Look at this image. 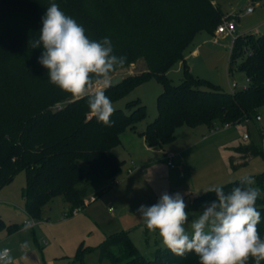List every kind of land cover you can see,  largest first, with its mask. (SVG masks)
I'll return each instance as SVG.
<instances>
[{
  "label": "trees",
  "instance_id": "1",
  "mask_svg": "<svg viewBox=\"0 0 264 264\" xmlns=\"http://www.w3.org/2000/svg\"><path fill=\"white\" fill-rule=\"evenodd\" d=\"M4 1L0 0V14ZM115 1L120 5L116 15H100L92 21L88 15H73V19L86 23L90 32H85L90 39L99 41L108 37L114 53L127 57L123 66L139 57L147 62L144 73L125 77L106 90L112 103L153 76L162 81L163 91L157 99L158 116L140 131L150 146L165 147L175 139L176 128L181 124L213 125L220 120L227 125L259 116L257 110L264 105V34L249 32L236 36L229 71L240 60L239 68L250 80L246 87L228 93L210 81L195 77L184 55L199 31L215 33L223 22L225 14L218 0ZM13 5L24 9L29 3L16 0ZM106 5L105 9L112 6ZM8 22L15 29L36 33L33 40L38 39V30H31L33 25L27 17L14 16ZM3 52L0 49V69H6L0 83V189L17 173L25 171L27 182L23 194L30 215L41 218L45 205L59 195L69 205L70 212L82 209L91 195L105 190L104 184L114 181L123 169L125 161L114 149L121 143L122 133L128 128L135 130L136 123L147 116L146 105L134 99L127 103L126 110L114 108L110 118L114 124L105 126L91 113L88 97L74 98L49 81L48 70L38 63L42 47L26 51L25 47L16 45L9 53ZM31 57L37 62L23 74L16 73L14 61L21 63ZM181 60L185 76L180 84H174L167 71ZM237 149L241 153L239 163L263 153L254 141ZM252 177L261 190L256 201L261 213L257 227L264 237V171ZM239 184L240 179L221 186L230 192ZM214 195L205 192L199 198L212 201ZM4 228L7 224L0 217V230ZM8 230H14V226L9 225ZM100 256L116 264H199L194 253L179 257L167 248L159 250L154 259H147L124 231L104 241ZM245 264H255V258L249 257Z\"/></svg>",
  "mask_w": 264,
  "mask_h": 264
},
{
  "label": "rangeland",
  "instance_id": "2",
  "mask_svg": "<svg viewBox=\"0 0 264 264\" xmlns=\"http://www.w3.org/2000/svg\"><path fill=\"white\" fill-rule=\"evenodd\" d=\"M14 1L2 3L0 49L4 50L3 54L9 53L16 45L25 47L26 51L35 49L32 41L36 33L13 28L8 22L11 17H27L33 25L31 30H38V37L42 17L51 3L59 5L72 18L73 15H88L90 21L97 20L100 15H116L120 7L115 0H27L28 7L23 6L22 9V6L13 5ZM17 1L22 4L24 0ZM218 2L225 14L222 21L228 16L233 18L237 23L236 31L221 35L199 31L184 55L195 77L232 93L247 83V75L239 68L240 60L234 70L229 71L231 47L236 36L242 33L264 34V0ZM106 4L112 6L105 9ZM249 7L255 10L249 12ZM75 20L87 33L90 32L84 21ZM36 62L33 57L21 63L14 61L15 72L23 74ZM147 69L145 58L139 57L114 72L112 79L121 77L122 80L142 74ZM5 70L4 67L0 69V83ZM167 75L174 84H180L185 76L183 61L171 66ZM234 82L238 85L234 86ZM203 87L208 88V84ZM162 91V81L153 76L112 103L114 108L126 110L129 101L140 99L146 105L147 116L136 123V130L128 128L125 134L123 132L121 143L114 149L115 154L125 161L121 172L114 181L104 184L106 189L98 191L94 200L89 197L82 209L70 212L69 205L59 195L45 205L41 218L30 215L26 211L23 194L27 182L25 171L17 173L0 189V217L7 224V228L0 230V250L5 247L11 249L15 264H116L110 258H101V245L111 235L123 231L129 233L147 259H154L156 253L166 247L158 231L149 230L139 217L136 210L141 205L155 204L163 192H179L187 205L186 211L190 213L189 219H192L210 202L199 198L205 190L264 171V105L257 110L260 118L255 115L239 123L224 125L216 120L213 125L181 124L176 128L175 139L165 145V151L150 149L138 132L146 129L158 116L157 99ZM245 134L250 135L248 140ZM251 141L262 147L263 153L246 163H239L241 153L237 147ZM169 160L175 167L168 164ZM28 218L35 222L34 227L22 232ZM9 225L14 226V230L9 231ZM25 241L30 244L26 249L21 247Z\"/></svg>",
  "mask_w": 264,
  "mask_h": 264
},
{
  "label": "clouds",
  "instance_id": "3",
  "mask_svg": "<svg viewBox=\"0 0 264 264\" xmlns=\"http://www.w3.org/2000/svg\"><path fill=\"white\" fill-rule=\"evenodd\" d=\"M37 47L43 48L38 63L48 70L49 81L77 99L88 97L97 121L113 126L110 118L115 110L106 90L114 84L112 73L123 67L127 57L114 53L111 40L90 39L81 24L51 3L42 17L39 37L32 41V48ZM205 192L214 193L215 199L192 219L179 192H163L155 204L141 205L136 211L176 256L194 253L199 264H245L253 257L255 264H261L264 237L258 231L261 213L256 208L261 190L255 186V178L241 177L239 186L230 192L222 186H212ZM33 227L34 221L28 218L21 231ZM29 246L28 241L21 244L25 249ZM0 264H15L11 249L0 250Z\"/></svg>",
  "mask_w": 264,
  "mask_h": 264
},
{
  "label": "built area",
  "instance_id": "4",
  "mask_svg": "<svg viewBox=\"0 0 264 264\" xmlns=\"http://www.w3.org/2000/svg\"><path fill=\"white\" fill-rule=\"evenodd\" d=\"M253 10H254L253 7L248 8L249 12H251ZM236 28H237L236 21L233 18H227L222 23L219 24V26L216 29V34H218V35L229 34V33L233 34L236 31ZM249 80L250 79L247 77V83L249 82ZM247 83L244 84L243 87H246ZM237 85H238V83L234 82V86H237ZM258 118H260V117L258 116ZM249 138H250V135L245 134V139L248 140ZM168 164L171 165L172 167H175V164L171 160L168 161ZM90 198H91V200H94L96 198V196L91 195ZM34 224H35V222H34Z\"/></svg>",
  "mask_w": 264,
  "mask_h": 264
},
{
  "label": "crops",
  "instance_id": "5",
  "mask_svg": "<svg viewBox=\"0 0 264 264\" xmlns=\"http://www.w3.org/2000/svg\"><path fill=\"white\" fill-rule=\"evenodd\" d=\"M255 10V9H254ZM253 10V11H254ZM252 12V11H251ZM245 33H249V32H245ZM245 33H242V34H245ZM136 130V129H135ZM138 132V131H137ZM126 132H124L123 134H125ZM122 134V135H123ZM139 136H141L144 140H145V137L143 135L140 134V131L138 132ZM146 141V140H145ZM146 145L149 146L150 149H153V150H158V151H165L166 148L163 147V148H159V147H156V146H150L147 142H146ZM123 159V158H122Z\"/></svg>",
  "mask_w": 264,
  "mask_h": 264
},
{
  "label": "water",
  "instance_id": "6",
  "mask_svg": "<svg viewBox=\"0 0 264 264\" xmlns=\"http://www.w3.org/2000/svg\"><path fill=\"white\" fill-rule=\"evenodd\" d=\"M113 80H114V84H117L118 82L121 81V77H115L113 78Z\"/></svg>",
  "mask_w": 264,
  "mask_h": 264
}]
</instances>
